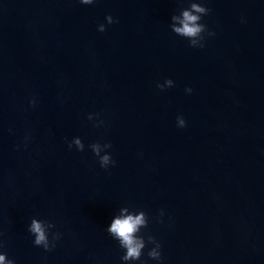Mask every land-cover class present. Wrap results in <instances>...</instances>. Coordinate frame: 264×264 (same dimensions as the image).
<instances>
[{"label": "water", "instance_id": "water-1", "mask_svg": "<svg viewBox=\"0 0 264 264\" xmlns=\"http://www.w3.org/2000/svg\"><path fill=\"white\" fill-rule=\"evenodd\" d=\"M197 2L203 47L169 27L189 0H0V251L15 264H264V0ZM121 207L148 216L137 261L106 231ZM33 217L60 234L51 250Z\"/></svg>", "mask_w": 264, "mask_h": 264}, {"label": "clouds", "instance_id": "clouds-1", "mask_svg": "<svg viewBox=\"0 0 264 264\" xmlns=\"http://www.w3.org/2000/svg\"><path fill=\"white\" fill-rule=\"evenodd\" d=\"M80 3L85 5H90L94 3V0H80ZM211 10L204 6L203 3L197 2V0H189V6L181 8L179 13H173L171 15V23L169 27L171 30L184 38H186L191 47H203V41L205 39L204 34L211 36L214 35L213 32L209 31L204 23L201 22L202 17L207 15ZM105 20L108 24L114 22L111 14L105 16ZM98 31H105V24L101 23L98 26ZM174 84L173 80L166 78L163 84L157 83V87L163 90L165 87H172ZM186 92H191L192 89L189 87L185 88ZM31 105L35 104L34 100L29 101ZM93 114L88 115V119L91 120ZM177 126H185V120L182 116H177L176 118ZM99 123H102L100 121ZM98 126V124L96 125ZM75 145L78 151L84 150V143L80 137H73L68 143V147L71 148ZM94 156L99 160L101 168H107L110 164H115L112 159L111 154L105 149L111 147V144L105 142L101 144L99 141L92 142L88 146ZM119 214H115L107 226L106 231L110 236L118 241L119 246L123 248L124 254L121 256L122 261H137L140 260L142 256V250L145 248L146 240L144 236L139 235L141 228L147 227L148 216L143 210H138L135 213L129 211L128 207H121L119 209ZM160 215H163V210H161ZM50 221L41 220L33 217L28 225V231L34 237L33 244L36 246L43 247L46 251L51 250L55 247V241L59 239V233L52 234V240H49V230L54 228ZM147 243H151L154 246L149 249L147 255L148 257L160 260V244L152 236H147ZM0 247H3L2 242H0ZM0 264H15L13 259L7 258L6 253L0 251ZM143 264V262H142Z\"/></svg>", "mask_w": 264, "mask_h": 264}]
</instances>
